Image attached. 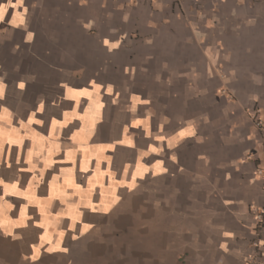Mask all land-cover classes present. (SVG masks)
Returning <instances> with one entry per match:
<instances>
[{
  "label": "crops",
  "instance_id": "0c3cea01",
  "mask_svg": "<svg viewBox=\"0 0 264 264\" xmlns=\"http://www.w3.org/2000/svg\"><path fill=\"white\" fill-rule=\"evenodd\" d=\"M252 254L264 0H0V264Z\"/></svg>",
  "mask_w": 264,
  "mask_h": 264
},
{
  "label": "built area",
  "instance_id": "2783aa9c",
  "mask_svg": "<svg viewBox=\"0 0 264 264\" xmlns=\"http://www.w3.org/2000/svg\"><path fill=\"white\" fill-rule=\"evenodd\" d=\"M256 111L253 110L249 115L251 117V119L253 120L255 126L262 128L263 127V123L262 121L256 116ZM256 263V254H252L248 257V259L246 260V264H255Z\"/></svg>",
  "mask_w": 264,
  "mask_h": 264
}]
</instances>
